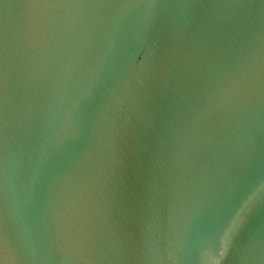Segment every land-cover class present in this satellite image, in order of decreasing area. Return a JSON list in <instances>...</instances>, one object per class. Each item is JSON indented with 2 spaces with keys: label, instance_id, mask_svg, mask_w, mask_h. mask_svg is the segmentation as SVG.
<instances>
[{
  "label": "water",
  "instance_id": "1",
  "mask_svg": "<svg viewBox=\"0 0 264 264\" xmlns=\"http://www.w3.org/2000/svg\"><path fill=\"white\" fill-rule=\"evenodd\" d=\"M0 264H264V0H0Z\"/></svg>",
  "mask_w": 264,
  "mask_h": 264
}]
</instances>
